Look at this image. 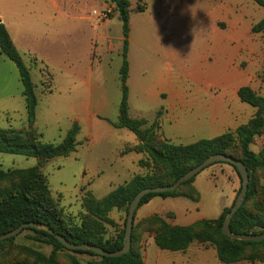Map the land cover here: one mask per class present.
<instances>
[{
    "label": "rangeland",
    "instance_id": "374dc122",
    "mask_svg": "<svg viewBox=\"0 0 264 264\" xmlns=\"http://www.w3.org/2000/svg\"><path fill=\"white\" fill-rule=\"evenodd\" d=\"M75 1H79L84 19H76L77 12L69 8L67 19L53 27L51 56L43 62L48 72L35 65L30 68L21 57L35 85L32 128L38 139L58 144L76 122L80 132L75 150L40 164L36 157L0 153L1 172L39 167L50 196L70 226L89 220L84 200H100L151 171L145 153L128 152L138 144L135 135L111 125L117 122L121 98L122 26L115 7L107 0ZM130 2L129 117L142 119L145 127L155 123L159 137L183 146L226 132L234 134L237 127L247 124L255 109L241 103L236 92L249 86L264 97V32H252L253 25L264 18V6L253 0H142L145 9L137 12L136 1ZM94 11L107 12L106 19L101 20ZM38 68L45 73L40 85ZM0 104L1 129H28L24 101ZM250 150L256 154L264 151V134L255 138ZM258 183L264 189V176L260 175ZM190 187L198 193L197 201L154 197L137 209L133 246L142 262L148 249L161 252L153 242L156 225L150 218L157 216L170 225L183 226L216 219L232 205L240 181L231 166L217 163L200 171ZM126 216L124 210L111 211L109 222L102 223L103 239L116 237ZM32 237L33 233L23 231L6 248L11 262L26 257L19 249L22 246L49 255L50 246L34 242ZM190 247L193 254L201 248L215 254L211 246L193 243ZM164 253L178 258L174 264H193L182 260L186 259L183 254ZM69 257L80 264L99 261L64 251L58 264H73ZM205 264L223 263L214 258ZM234 264H264V248L246 249Z\"/></svg>",
    "mask_w": 264,
    "mask_h": 264
},
{
    "label": "trees",
    "instance_id": "16d2710c",
    "mask_svg": "<svg viewBox=\"0 0 264 264\" xmlns=\"http://www.w3.org/2000/svg\"><path fill=\"white\" fill-rule=\"evenodd\" d=\"M107 1L115 7L117 18L122 26L121 66L119 68L121 98L117 122L111 125L117 129H127L135 135L138 144L128 149V152L145 153L151 171L146 175L134 177L130 182L118 187L100 200H94L91 197L84 200L89 220L83 221L79 226H70L64 222L38 166L26 170L0 171V235L12 231L22 223L37 222L48 226L54 233L63 236L75 245H94L107 252H115L122 248L126 219L123 229L116 237L103 239L102 223L109 222L107 216L111 211L124 210L127 213L131 201L139 191L145 188L172 185L189 170L216 154H223L240 161L246 167L249 177L245 200L229 224L231 232L252 235L262 233L264 231V189L259 185L258 179L260 175L264 176V151L256 154L250 150V145L256 137L264 133V97L256 94L249 86H242L237 90L236 95L239 101L254 108L255 113L247 124L237 127L234 134L226 132L220 136L200 139L184 146L173 145L163 140L157 134L155 123L145 127L142 119L135 120L128 115L126 83L129 67L127 53L131 2L130 0ZM134 1H136V11L142 12L145 9L141 3L142 0ZM253 1L264 6L262 0ZM252 32H264V18L253 25ZM0 56L10 60L17 69L23 89L22 96L28 125V129L22 131L0 128V153L36 157L40 164L48 159L67 156L73 152L80 132V127L76 122L72 123L65 137L58 144L41 142L34 132L32 127L37 106L35 85L31 81L29 69L23 63L1 21ZM48 77L51 79L49 73ZM231 167L237 174L235 168ZM194 178L181 184L173 192L150 193L144 196L139 207L147 204L154 197H184L197 201L198 193L190 187ZM230 207L224 208L216 219H201L188 226L170 225L160 217L154 216L150 218V221L156 225V228L152 230L154 231L153 242L159 250L169 252H184L193 243L211 246L221 263L234 264L243 258L246 249L255 251L264 248V240L258 243L241 242L224 236L221 233V225ZM23 231L33 233L32 241L50 246L49 255L45 256L22 246L19 249L26 257L21 261L11 262L9 259L11 254H5L6 248L12 244L17 235L0 241V264H58V257L64 251L96 257L99 261L95 264H142L141 254L133 246L135 239L133 227L129 252L115 258L99 256L89 251L68 250L45 231L32 228ZM69 258L73 264H80L73 257Z\"/></svg>",
    "mask_w": 264,
    "mask_h": 264
},
{
    "label": "crops",
    "instance_id": "0c3cea01",
    "mask_svg": "<svg viewBox=\"0 0 264 264\" xmlns=\"http://www.w3.org/2000/svg\"><path fill=\"white\" fill-rule=\"evenodd\" d=\"M78 2L75 0H0V21L6 28L15 49L22 58L26 59L30 68L33 67L32 65H35V68L37 66L41 68L43 62L48 61L52 49L50 45L51 30L57 23L61 26L62 22L67 19L69 8L75 13L77 12L76 19L83 21V12L79 9ZM52 13H54V18H52ZM64 53L63 56L67 59L68 52L65 50ZM39 73L40 85L45 73L42 69H39ZM22 90L15 65L6 57L0 56V103L10 102L13 99H19L20 102L24 101ZM263 134L257 138H262ZM171 225L183 226L175 223ZM190 246L184 252H170V254H183L186 259L183 258L182 260L193 264H205L208 259L217 258L216 253H210L204 248L196 251L194 253L196 256H192L194 254L190 253ZM164 252L169 251L161 250V252L156 253L148 249L142 264H174L177 261V257L165 255Z\"/></svg>",
    "mask_w": 264,
    "mask_h": 264
},
{
    "label": "water",
    "instance_id": "95a60500",
    "mask_svg": "<svg viewBox=\"0 0 264 264\" xmlns=\"http://www.w3.org/2000/svg\"><path fill=\"white\" fill-rule=\"evenodd\" d=\"M119 20V19H118ZM215 163H227L231 166H233L240 178V190L237 194V196L234 199L233 204L230 207V210L228 211L227 215L225 216L223 223L221 225V233L228 237L231 240L235 241H241V242H253L258 243L264 240V231L260 234L252 235V234H235L231 232L229 228V224L231 222V219L236 214V212L239 210V208L242 206L247 189H248V172L246 167L237 160H234L233 158L223 155V154H216L209 158H207L205 161H203L201 164L197 165L193 169L189 170L187 173L182 175L180 178H178L172 185L169 186H163V187H156V188H145L141 191H139L133 200L131 201L127 216H126V223H125V231L124 236L122 240V248L120 250H117L115 252H107L102 248L96 247L94 245H88V244H80L75 245L73 243H70L68 240H66L63 236L58 235L54 233L48 226L43 225L41 223L37 222H26L22 223L17 228L13 229L10 232H7L5 234L0 235V241L10 239L12 237H15L19 235L24 229L32 228L40 231H45L49 235H52L59 243H61L66 249L71 251H89L91 253H94L99 256L103 257H120L122 255H125L129 252L131 247V232L133 227V221L135 213L139 207V204L142 200V198L150 193H166V192H173L175 191L181 184L193 179L200 171H202L204 168L213 165Z\"/></svg>",
    "mask_w": 264,
    "mask_h": 264
},
{
    "label": "built area",
    "instance_id": "2783aa9c",
    "mask_svg": "<svg viewBox=\"0 0 264 264\" xmlns=\"http://www.w3.org/2000/svg\"><path fill=\"white\" fill-rule=\"evenodd\" d=\"M95 15H97L101 20H104L106 19V15H107V12H100V13H97L96 11L93 12ZM107 21V20H106Z\"/></svg>",
    "mask_w": 264,
    "mask_h": 264
}]
</instances>
